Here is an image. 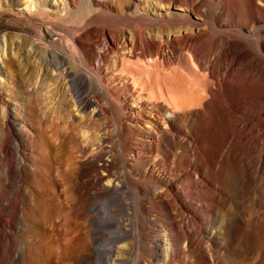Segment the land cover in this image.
<instances>
[{"label": "bare ground", "instance_id": "bare-ground-1", "mask_svg": "<svg viewBox=\"0 0 264 264\" xmlns=\"http://www.w3.org/2000/svg\"><path fill=\"white\" fill-rule=\"evenodd\" d=\"M8 1L4 13L22 6L21 0ZM24 1L33 11L22 13L38 35L26 32L3 63L17 66L8 93L29 111L34 137L27 147L15 133L18 117L0 92V218L7 216L15 234L10 240L0 223V264L8 258L24 264V247L27 264H52L63 235L55 238V230L63 229L76 207L72 193L92 206L100 196L127 197L126 189L138 201L134 240L123 228L113 239L132 240L127 246L139 249L147 242L160 249L164 264L170 257V264H254L264 253V30L258 29L264 0H85L77 23L70 20L82 6L79 0ZM52 6L56 17L49 13ZM257 30L258 37L249 40L246 34ZM25 148L32 154L22 155ZM151 151L171 163L166 175H151L153 154L144 160ZM113 165L122 171L111 173ZM89 169L94 182L87 178ZM129 169L154 185L159 200L160 230L150 238V222L140 211L146 209L142 193L151 187L139 185ZM111 206L107 201L108 211ZM88 222L72 262L94 264L103 257L109 264L113 250L92 247L99 220ZM43 226L44 246L38 238ZM223 235L235 243L247 237L249 251L225 263L213 242ZM161 240L169 250L158 248ZM155 249L150 260L134 264H154ZM111 264L125 263L120 257Z\"/></svg>", "mask_w": 264, "mask_h": 264}, {"label": "rangeland", "instance_id": "rangeland-1", "mask_svg": "<svg viewBox=\"0 0 264 264\" xmlns=\"http://www.w3.org/2000/svg\"><path fill=\"white\" fill-rule=\"evenodd\" d=\"M84 1L85 0H79L78 1V4L82 3V4H80L82 6H79L80 7L79 11L75 14V16H73L71 18V20H70L71 22L77 23L78 21L81 20V17L83 16L82 14H84L82 12H83V10H85L84 5L86 6V2H84ZM24 2H25L24 0H21L22 6L20 7V9H18V11L4 13L3 10H7L6 5H9V1L8 0H0V3H1L0 4V40L2 42L5 38H7L6 40L8 41V45H6V47H5L4 43H3L1 45V49H0V68H1V71H0V92H1V94H3V98L6 100V102L10 105L11 114L15 117H18V118H15V121H14L15 133L18 136H21V137L24 136L23 138L26 140V143L27 142L31 143V140L34 137V134H33L34 129H33V125L30 124V121L27 119V113L29 114V111H26L24 108H20V105H19L18 101H16L15 97H13V99H12L9 96L10 93H8V91L13 92V86L10 82H12L11 78L12 77L15 78L17 75V73H16L17 66H14V68H13V67H10V65L8 66V64L3 63V61H5V62L8 61L9 57L14 55V53L16 52L17 42H21L22 36L26 35L27 33L31 34L32 36L38 35V29L37 28L29 29L30 27H28L30 21H29V19L27 20V16L30 15V12L33 11V9L32 8L27 9L26 5H24ZM2 5L4 6V8L1 7ZM30 9H32V10H30ZM49 9L48 10H49V13L51 14V16L56 17L57 12H56L55 7L52 6ZM22 10L25 11L27 16L24 15V13H22ZM80 11H81V13H80ZM159 12L166 14L165 11H162V12L159 11ZM221 18L223 19V16H221ZM47 19H50V18H47ZM50 20H52V19H50ZM148 29L151 32H149ZM148 29H147V32L149 34H153V35L155 34L154 36H156L157 38L159 37L160 32H158V30H154L153 28H148ZM258 29L261 31L264 30V24L259 26ZM259 30L254 31L253 33L246 34L247 38L251 41H254L258 37V34L260 33ZM157 34H158V36H157ZM161 37L162 36H160V38ZM102 47H107V43H104ZM168 51L170 52V50H168ZM184 52H185L184 54H186V57H188L187 52L186 51H184ZM175 67H176V65L173 66V68H175ZM52 73L56 77L59 74V72H56V71H54ZM178 74H179V71H178ZM34 88L35 87H30L31 90H33ZM45 91L47 92V90H45ZM46 92H44V93L46 94ZM17 98L21 99L23 97H21V95H18ZM28 106L29 105H27V107ZM30 108L32 110V107H30ZM25 111L27 113H25ZM32 111H33V113L35 112L34 109ZM92 111H93L92 109H89L86 112H87V114H90V112H92ZM0 112L1 113L3 112L2 107H0ZM114 138L116 140L118 139L116 133L114 134ZM12 140H11V144L14 142V140L13 141ZM29 143L26 144L27 147H28ZM29 147H31V146H29ZM114 147H115L114 152L116 153L117 152L116 151L117 146H114ZM21 154L25 156V155H30L32 153H31L30 149L25 148V149L21 150ZM144 155H145L144 156L145 162H148V156L154 157L155 152H153V151H151V153L147 152ZM140 159H142V157L138 158V160H140ZM154 160H155V167H154V172H152L151 175H154V176H158V175H162V174L166 175V170L170 169V166H172V165H170L171 163L168 161L167 162L162 161L161 158L158 159L157 157H154ZM138 166L140 167V165H138ZM90 171H91V169L88 170L87 178L90 179L89 180L90 182H94V181H96L95 177H93L94 173L90 172ZM120 171H122V170H119V168L117 166L115 167V165H113L110 168V172L113 174H117ZM128 172H130V175L133 176V178L135 179V181L139 185H141V186L144 185L143 187H145L146 185L151 187L149 192L144 193V194L142 193L143 196L141 195L142 196L141 200L146 201V203H145L146 209L144 210V208H142V210L140 211L143 218H145L147 221L150 222V223H148V226L150 227L151 232L146 231L147 233H145V235L147 234L146 236L147 237L149 236L148 238H150L152 236L157 235L158 230H160L158 228V223H155L156 222L155 216H159L158 215L159 211L157 208V205L159 204V200L153 198L152 188H154V185H152L150 183L149 184H143L142 178L133 174L130 169L128 170ZM18 181L19 180H16V182H18ZM138 181L141 182V184ZM135 189H137V187H135ZM124 191L127 192V197H124V198L120 197L118 199V197H115V196H113V197L100 196V197L95 198L92 201V206H87L86 204L84 205L85 197L82 194H80V196H79V194L77 195V192L75 194L72 193V195L75 197L74 199L76 202V207L73 209L72 212H70V213H72V215L71 214L68 215V221H67L68 224L67 225H69V226L66 225V223H67L66 222L61 231H60L61 227H59V226L55 230L56 231L55 232V238H58L61 234H63V235H61L62 238L60 236L61 239L58 242V248H57L58 255L56 258L53 259V261L51 263L53 264L55 262L54 264H74L72 262V258H71L72 255L71 254L74 250L76 242H78V239H79L78 237H80V235L78 236V234L80 233V229H82L83 226L85 227V222H86V225H87L88 221H89L88 223L91 224L92 217L93 218L97 217L99 220V222L94 225V228H92L94 233L96 232L95 234L97 236V240L95 243H93L92 247L93 248L101 247V248L112 249L113 253L108 254V256L106 258V261L110 262L109 264H111L115 259L120 258V257L124 259L125 264H134V263H137L140 261L147 262L148 260H150L151 258H150L149 252H150V250L155 249V248L151 249L150 248L151 246L149 245V243H147V242H144V244L142 243V247H141L142 249L137 248V246L133 243H131V245L127 246L128 242H131L132 240H134V226H135L134 224H135V221L137 219V217H136L137 216L136 204L138 201H137L136 195H134L133 192H131L128 189H126ZM120 194H122V192ZM154 196H155V194H154ZM107 198L110 200H107ZM117 199H118V201H117ZM120 200H122L123 206L119 202ZM107 201H108V203L111 201L112 206L110 208V211H108L106 209ZM236 201H238V203H239V205H238L239 208L242 209L243 204L241 203V200L238 199ZM129 205H131L130 207H132L131 210L129 209ZM94 211H96V212H94ZM191 211L193 213L197 214L198 216L202 215L200 210L197 209L196 207H191ZM96 213H97V215H96ZM187 214L189 216H194V215L189 214V213H187ZM6 217L7 216H5L3 214L0 218L1 226H3L1 230H2L3 234H5V236H9L8 238H10V240H13L15 238V234H14V231L12 230V228L9 227L10 225L8 223V218H6ZM69 218H71V219H69ZM179 218L180 217H176L177 221L179 220ZM185 219H186V217H185ZM65 226H66V228H65ZM122 228L128 232L130 231L129 234H130V239H132L131 241L127 240V239H125L124 241L123 240L119 241L117 239L115 240L112 238L113 233L119 229H122ZM41 229L38 232V233H40L38 238L42 239V243L44 246L46 244V240L44 237L46 232L44 230V226ZM65 230H67V231H65ZM58 231H60V232H58ZM156 231H157V233H156ZM11 232H12V235H11ZM64 234H65V236H64ZM56 235H58V236H56ZM63 237H65V238H63ZM33 238L35 239L37 237L33 236ZM75 238H77V239H75ZM227 239H229V238H226V236L223 235V237L221 236L217 240L216 239L213 240V242L216 243V245H217V248H216L217 251L223 252V260L224 261L226 260L225 263L234 260V258L236 259V257L237 258L244 257V254H246L250 249V244H249L250 240L247 237L242 238L240 243H235L234 241H231L230 239L227 240ZM248 240H249V242H248ZM162 241L163 240H161V242L159 244L161 247L159 246L158 248H162L163 250L164 249L169 250V246L166 243H163ZM71 244H72V246L70 247ZM236 244H238V246ZM67 245H69V246H67ZM64 246H66L68 248V250L66 249V247L64 248ZM63 249H65V256L63 255V257L61 258L59 256V253H61L63 251ZM43 250H45V249L43 248ZM28 252H29V250H27V247H24V250H23V259H24L23 263L24 264H27L26 262H28L27 261L28 260L27 256H29ZM118 252H120V255L117 254ZM155 252H156V255H154V257H152V260L154 261L153 263L154 264H164L165 260L162 256H160L162 254L160 249H155ZM43 253L45 254V251ZM15 254H16V252L12 251L11 257ZM180 256H181V254H180ZM25 257L27 258V260H25ZM63 258H64V261H62ZM67 258H69V259H67ZM100 258H96L93 261L94 264H103L105 262L103 257H100ZM168 260L170 261L169 262V264H170V263H172L173 258L170 257ZM174 263L177 264L178 262L174 261ZM250 263H251V261L247 262V264H250ZM253 263L254 264L255 263L256 264H264V253L262 255H259L258 257H256V259H254ZM7 264H13L10 258L7 259ZM44 264H49V263H48V261H46V262H44Z\"/></svg>", "mask_w": 264, "mask_h": 264}]
</instances>
